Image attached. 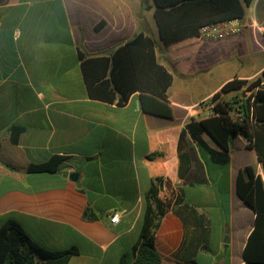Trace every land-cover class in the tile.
Wrapping results in <instances>:
<instances>
[{
  "label": "crops",
  "instance_id": "obj_1",
  "mask_svg": "<svg viewBox=\"0 0 264 264\" xmlns=\"http://www.w3.org/2000/svg\"><path fill=\"white\" fill-rule=\"evenodd\" d=\"M154 11V0H0V226L14 217L48 248L77 246L67 264H117L123 253L131 263L146 192L163 176L170 205L155 237L163 263L242 264L255 209L237 176L260 166L257 154L242 133L224 150L198 122L227 82L264 69V0L222 40L203 37L200 24L168 29ZM141 31L173 74L172 116L144 111L138 92L123 105L88 95L79 49L109 54ZM13 125L24 127L17 142ZM57 154L65 157L57 172L27 171ZM87 207L96 219L83 217Z\"/></svg>",
  "mask_w": 264,
  "mask_h": 264
},
{
  "label": "trees",
  "instance_id": "obj_2",
  "mask_svg": "<svg viewBox=\"0 0 264 264\" xmlns=\"http://www.w3.org/2000/svg\"><path fill=\"white\" fill-rule=\"evenodd\" d=\"M252 1L154 0V14L158 23L168 29L192 24L201 26L217 22L216 18L220 16L225 19L243 17ZM79 59L91 98L123 105L133 93L138 92L144 111L172 116L168 89L173 74L160 62L156 41L150 35L138 32L109 54L93 55L79 49ZM234 92H237L236 95L226 98ZM222 94L224 97H221ZM211 101L217 114L204 118L198 124L224 150H229L234 134H244L248 145L255 149L264 173V69L253 79L234 78L227 82L212 96ZM235 112L239 113L237 118L231 115ZM23 128L22 125L11 127L13 142H17ZM199 142L205 144L202 139ZM64 159L63 155H53L47 161L30 163L27 171L57 172ZM223 161H229L227 153L223 155ZM257 166V163L246 165L237 176L238 194L255 209V224L244 247L242 264H264V174L258 172ZM164 182L163 176L153 177L146 192L147 210L139 241L134 247V261L130 263L128 255L123 253L117 264H164L155 245L156 232L170 205L161 195ZM83 217L91 220L98 216L87 207ZM78 253L79 248L75 245L53 249L40 244L14 217L6 219L0 226V264H67Z\"/></svg>",
  "mask_w": 264,
  "mask_h": 264
},
{
  "label": "built area",
  "instance_id": "obj_3",
  "mask_svg": "<svg viewBox=\"0 0 264 264\" xmlns=\"http://www.w3.org/2000/svg\"><path fill=\"white\" fill-rule=\"evenodd\" d=\"M243 26L238 18L227 20L226 22H208L203 23L200 26V32L203 37L210 40H222L229 36L235 35L242 31ZM217 114L214 110V103L212 102L211 107L205 112V116L209 117ZM234 118H237L239 113L231 114ZM119 219V213L115 212L111 216V221L116 222Z\"/></svg>",
  "mask_w": 264,
  "mask_h": 264
},
{
  "label": "rangeland",
  "instance_id": "obj_4",
  "mask_svg": "<svg viewBox=\"0 0 264 264\" xmlns=\"http://www.w3.org/2000/svg\"><path fill=\"white\" fill-rule=\"evenodd\" d=\"M240 93H239V95H241L242 94V91L240 90L239 91ZM237 93V92H236ZM236 93L234 92V93H232V94H229V95H225L226 96V98L227 99H229V98H231L233 95H236ZM249 94V91H247L246 92V95H248ZM222 97H224V96H222ZM257 168H258V170L259 171H261V173L263 174V169H262V167H261V165L259 166H257ZM8 182H9V180H8ZM9 184L8 183H5V184H3V186L4 187H7ZM41 237L47 242V244H50L51 242H50V237L49 236H47V235H41ZM50 242V243H49ZM53 244V243H52Z\"/></svg>",
  "mask_w": 264,
  "mask_h": 264
},
{
  "label": "water",
  "instance_id": "obj_5",
  "mask_svg": "<svg viewBox=\"0 0 264 264\" xmlns=\"http://www.w3.org/2000/svg\"><path fill=\"white\" fill-rule=\"evenodd\" d=\"M70 177H71L72 180H76L78 178V173L77 172H73V173H71Z\"/></svg>",
  "mask_w": 264,
  "mask_h": 264
}]
</instances>
